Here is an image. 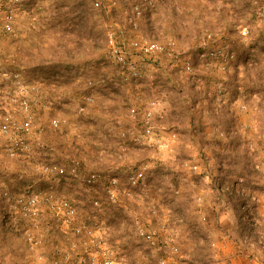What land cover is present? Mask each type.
Here are the masks:
<instances>
[{"label": "rangeland", "instance_id": "obj_1", "mask_svg": "<svg viewBox=\"0 0 264 264\" xmlns=\"http://www.w3.org/2000/svg\"><path fill=\"white\" fill-rule=\"evenodd\" d=\"M96 1L26 0L16 33L0 42L2 57L44 85L40 98L51 104L46 112L34 109L27 155L9 156L0 136V264H53L57 249L85 253L86 238L66 230L47 205L37 220L11 215L4 192L29 187L72 199L79 223L96 230L102 249L121 264H160L164 254L139 237L137 225L159 229L163 216L180 246L165 254L166 264H231L224 242L240 249L237 264H264V0H156L137 29L125 18L139 0H116L113 7L100 0V8ZM122 27L174 42L180 64L187 56L195 69L167 62L149 71L153 78L121 85L106 56L108 30ZM210 32L235 52L225 70L199 57L202 46L213 45L205 39ZM90 79L96 86L88 105ZM153 95L161 98L153 134L135 139L144 122L131 109ZM53 116L68 124L52 128ZM77 162L96 173L118 172L123 186L134 168L143 170L148 185L114 202L101 183L88 186L75 175ZM154 207L161 218L150 224Z\"/></svg>", "mask_w": 264, "mask_h": 264}, {"label": "built area", "instance_id": "obj_2", "mask_svg": "<svg viewBox=\"0 0 264 264\" xmlns=\"http://www.w3.org/2000/svg\"><path fill=\"white\" fill-rule=\"evenodd\" d=\"M26 0H0V42L3 38L10 37L17 30V16L19 11L25 10ZM111 7L117 4L116 0H105ZM156 0H139L127 11L125 21L131 28H138L139 22L145 17L146 10L155 5ZM103 2L97 0L94 4L100 8ZM146 9V10H145ZM205 39L212 41V46H202L199 50L201 62L211 63L220 70H225L235 60V52L229 47L222 45L214 33H207ZM182 61L178 55L175 43L172 41L159 42L157 40L136 35L132 29L125 27L111 28L107 33V63L112 64L116 70L117 81L123 86H129L142 79H151V69H158L167 62H174L176 67L192 72L195 68L190 57L185 56ZM42 84L30 82L24 72L18 67H11L0 53V136L6 140L5 151L11 157L27 155L31 151V144L28 137L35 132L36 113L34 109L46 112L50 109V102L41 100L43 93ZM96 84L90 79L87 84V94L84 97L85 103L91 105L94 102V88ZM161 98L153 95L143 107L133 106L131 116L137 121L144 122V127L135 139L148 140L152 132V123L157 114L160 115ZM20 116V117H19ZM68 124V119L61 116H53L50 119V126L59 129ZM126 133L123 132V135ZM83 167V168H81ZM190 170L196 171L200 168L198 164L188 165ZM43 169L49 172L64 174L66 168L60 164H44ZM75 175L88 186L99 183L103 185L105 193L114 202H119L120 195L125 193L133 195V191L145 190L148 185L143 170L134 168L128 176V185L123 186L120 174L117 173H96L87 170L77 162L73 166ZM79 171V174L77 173ZM73 173V172H72ZM220 192H227L229 187L219 186ZM4 197L11 204V215H21L28 220H37L41 214L42 204L47 205L55 215L57 221L66 227V230L76 234L83 241L84 254L79 257L73 252H66L57 249L53 264H121V261L109 256L102 249L98 241L97 231L93 228L79 223V212L74 201L67 197H60L52 193L42 194L33 188L22 190L17 195H12L8 190ZM252 201L258 202L260 198L253 195ZM250 206V205H248ZM149 213V222L153 224V218L161 215L157 208H152ZM165 219V221H164ZM253 225H256L253 223ZM68 232V231H67ZM176 231L171 227L169 220L164 218L159 229L148 228L145 224L137 225V234L153 249L161 251L164 255L159 258L160 264H166L167 252H177L180 249L176 239ZM26 239L35 246L39 244V238L31 232L27 233Z\"/></svg>", "mask_w": 264, "mask_h": 264}, {"label": "crops", "instance_id": "obj_3", "mask_svg": "<svg viewBox=\"0 0 264 264\" xmlns=\"http://www.w3.org/2000/svg\"><path fill=\"white\" fill-rule=\"evenodd\" d=\"M224 244L225 245H223V246H225V247L223 248V252L225 253L226 251H228L227 253L232 257L233 262L231 264H237L236 261L240 262V260L238 258H235L237 255V252H239L240 249H238L233 242H231V243L224 242ZM226 247H227V249H226ZM238 264H240V263H238Z\"/></svg>", "mask_w": 264, "mask_h": 264}]
</instances>
